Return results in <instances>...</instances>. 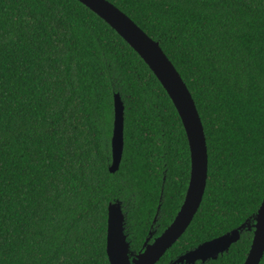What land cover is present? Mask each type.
I'll return each instance as SVG.
<instances>
[{"label": "trees", "instance_id": "obj_1", "mask_svg": "<svg viewBox=\"0 0 264 264\" xmlns=\"http://www.w3.org/2000/svg\"><path fill=\"white\" fill-rule=\"evenodd\" d=\"M106 1L159 43L204 128L205 193L157 263L168 264L238 228L264 199V0ZM115 94L124 148L111 174ZM190 169L175 107L109 25L76 0H0V264H110L116 200L139 253L152 226L159 235L173 221ZM252 233L204 264H243Z\"/></svg>", "mask_w": 264, "mask_h": 264}, {"label": "water", "instance_id": "obj_2", "mask_svg": "<svg viewBox=\"0 0 264 264\" xmlns=\"http://www.w3.org/2000/svg\"><path fill=\"white\" fill-rule=\"evenodd\" d=\"M76 1L109 25L147 65L175 107L187 136L191 169L183 202L170 225L152 242L155 233L151 228L139 253L131 250V243L125 233L126 216L122 203L116 200L108 206L106 253L109 263L157 264L186 232L202 203L208 179V150L204 128L190 91L158 42L108 1ZM124 109L120 95L115 94L110 140L111 174L118 171L122 160ZM244 231H252L253 238L243 264H260L264 257V199L256 213L238 228L182 253L168 264L217 261L221 255L228 253L232 245L239 242Z\"/></svg>", "mask_w": 264, "mask_h": 264}, {"label": "flooded vegetation", "instance_id": "obj_3", "mask_svg": "<svg viewBox=\"0 0 264 264\" xmlns=\"http://www.w3.org/2000/svg\"><path fill=\"white\" fill-rule=\"evenodd\" d=\"M156 219H157V217H156ZM156 219H155V222H156ZM153 224H155V223H153ZM153 227H154V226H152L151 228H152V231L155 233V235L153 236V238L151 239L150 242H152V241L154 240L155 237H157V236H159V235L161 234V233H160L159 235H156V230H154ZM197 263H199V262H197ZM197 263H196V264H197ZM199 264H200V263H199Z\"/></svg>", "mask_w": 264, "mask_h": 264}]
</instances>
